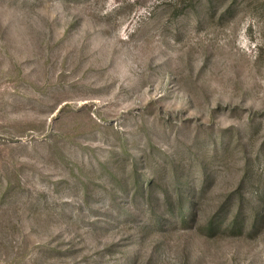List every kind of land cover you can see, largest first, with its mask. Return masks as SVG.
Wrapping results in <instances>:
<instances>
[{"label": "rangeland", "instance_id": "1", "mask_svg": "<svg viewBox=\"0 0 264 264\" xmlns=\"http://www.w3.org/2000/svg\"><path fill=\"white\" fill-rule=\"evenodd\" d=\"M254 209L264 0H0V264H264Z\"/></svg>", "mask_w": 264, "mask_h": 264}, {"label": "trees", "instance_id": "2", "mask_svg": "<svg viewBox=\"0 0 264 264\" xmlns=\"http://www.w3.org/2000/svg\"><path fill=\"white\" fill-rule=\"evenodd\" d=\"M217 149L215 147H213V154L212 155H216L217 153ZM206 158L208 156H205ZM208 159V158H207ZM209 169V161L206 160L204 161L203 163H201V170H202V173H206L207 170ZM205 177V176H203ZM206 178V177H205ZM195 184H196V180H190L188 182H185V181H182V179H180L179 177H177L175 175L174 177V186L172 188V190L174 191V193L176 194V197H177V200L179 201V204H182V203H189V205L187 207H182L181 206V210L183 211V219H182V223L183 224H186V221L189 220V219H186L185 218V215L187 211H190V209L192 210V208L194 207V201L190 200L188 202L187 201H183L184 200V197L185 195L189 194V197L190 199H194V198H198V197H201V195L203 194L204 190L202 189L199 194H195ZM152 188V182H148L147 184V190L148 192L151 190ZM180 189V190H179ZM142 194L144 193L143 190H141ZM171 197H172V191L171 190H164L163 193H162V197L160 196H156L155 197V200L156 201H161L163 203V205L166 207V210L167 211H172L173 210V207H172V200H171ZM184 208V209H183ZM264 210V209H263ZM261 211L260 213H258V210L254 209V220L258 221V220H263L264 219V211ZM237 216H235L231 222L229 223V229L231 231L233 230H239L237 234H241V231L243 229H246L247 227L245 226H240V217L242 216V209L241 207L239 206L238 209H237ZM242 225V224H241Z\"/></svg>", "mask_w": 264, "mask_h": 264}]
</instances>
